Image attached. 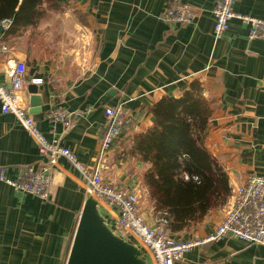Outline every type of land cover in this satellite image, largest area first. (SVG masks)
Returning a JSON list of instances; mask_svg holds the SVG:
<instances>
[{
  "label": "crops",
  "instance_id": "obj_1",
  "mask_svg": "<svg viewBox=\"0 0 264 264\" xmlns=\"http://www.w3.org/2000/svg\"><path fill=\"white\" fill-rule=\"evenodd\" d=\"M171 2L193 5L195 22L167 23L163 13ZM215 2H32L28 11L20 10L17 22L0 21V44L11 48L0 50V82L10 87L14 77L8 68L25 62L24 104L39 130L91 168L100 164L104 106L121 104L128 122L102 156L101 171L106 182L130 190L139 187L147 196L143 175L151 164L131 154L134 138L153 127L156 103L167 96L181 97L196 85L212 108L205 147L234 189L251 174L264 177V40H250L248 25L238 19L216 38L211 13ZM234 10L264 18V0H238ZM32 82L43 98L41 106L31 105ZM54 103L72 113L71 127L58 124L53 130L46 115ZM44 160L36 139L15 115L3 114L0 104V165L8 176L14 179L23 168ZM87 197L83 175L66 158L54 168L47 201L0 182V264H66ZM231 203L232 196L175 237L207 236ZM100 205L113 227L116 211ZM201 263L264 264V245L224 239L196 247L176 264Z\"/></svg>",
  "mask_w": 264,
  "mask_h": 264
},
{
  "label": "built area",
  "instance_id": "obj_2",
  "mask_svg": "<svg viewBox=\"0 0 264 264\" xmlns=\"http://www.w3.org/2000/svg\"><path fill=\"white\" fill-rule=\"evenodd\" d=\"M237 1L216 0L214 3L211 10L214 18V36L223 37L229 30L230 21L238 19L248 25L250 40H264V18L237 13L234 10ZM196 17L197 10L186 2H171L167 4L163 13V19L169 24L190 25L195 22ZM0 50L8 52L11 48L1 43ZM27 71V65L22 61H17L8 68V74L14 77V81L10 87L0 82L1 112L16 116L19 123L38 142L45 160L37 166L30 165L23 168L14 179L8 176L7 168L0 165V182L9 184L18 192L32 194L47 201L50 199L54 183V168L59 159H68L83 175L87 194L93 196L99 204H107L116 211L117 218L114 221L113 230L130 237V240L142 247L149 256L151 264L182 262L196 247L224 239L264 245L263 176L251 174L236 188H232V203L210 234L188 239L173 237L168 231V223L165 219L159 218L149 222L142 214L140 190L115 186L104 179L101 171L102 156H106L127 125L124 107L121 104L104 106V134L100 164L91 168L80 161L71 149L62 146L58 139L49 140L39 130L33 115L28 112L24 104V75ZM46 117L53 130L58 124H62L65 129L71 127L72 113L61 103H54ZM185 177L188 178L187 175Z\"/></svg>",
  "mask_w": 264,
  "mask_h": 264
},
{
  "label": "trees",
  "instance_id": "obj_3",
  "mask_svg": "<svg viewBox=\"0 0 264 264\" xmlns=\"http://www.w3.org/2000/svg\"><path fill=\"white\" fill-rule=\"evenodd\" d=\"M20 1L0 0V21L17 22L20 10L28 11L32 2L40 0H22V5ZM152 113L153 127L135 136L131 154L151 164L143 181L152 219H165L175 236L211 210L225 206L232 187L224 168L205 147L212 108L199 87L193 85L181 97L162 98Z\"/></svg>",
  "mask_w": 264,
  "mask_h": 264
},
{
  "label": "water",
  "instance_id": "obj_4",
  "mask_svg": "<svg viewBox=\"0 0 264 264\" xmlns=\"http://www.w3.org/2000/svg\"><path fill=\"white\" fill-rule=\"evenodd\" d=\"M3 26H0V32ZM31 105L41 106L38 85L28 86ZM32 113L36 112L34 110ZM66 264H151L145 250L128 237L113 230L99 202L88 195Z\"/></svg>",
  "mask_w": 264,
  "mask_h": 264
},
{
  "label": "rangeland",
  "instance_id": "obj_5",
  "mask_svg": "<svg viewBox=\"0 0 264 264\" xmlns=\"http://www.w3.org/2000/svg\"><path fill=\"white\" fill-rule=\"evenodd\" d=\"M138 190H141V188H137ZM141 195V210H142V214L144 215L145 213V218L149 221L154 220L152 219L153 216V210H150V201L148 199L147 194H144L142 191L140 192ZM144 212V213H143ZM175 237V236H173ZM130 238V237H129ZM146 252V251H145Z\"/></svg>",
  "mask_w": 264,
  "mask_h": 264
}]
</instances>
